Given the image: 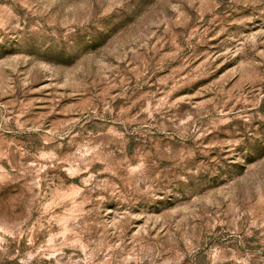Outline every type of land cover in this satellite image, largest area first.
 <instances>
[{
    "label": "rangeland",
    "instance_id": "1",
    "mask_svg": "<svg viewBox=\"0 0 264 264\" xmlns=\"http://www.w3.org/2000/svg\"><path fill=\"white\" fill-rule=\"evenodd\" d=\"M0 264H264V0H0Z\"/></svg>",
    "mask_w": 264,
    "mask_h": 264
}]
</instances>
